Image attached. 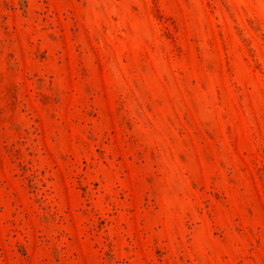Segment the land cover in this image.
<instances>
[{
  "label": "rangeland",
  "instance_id": "374dc122",
  "mask_svg": "<svg viewBox=\"0 0 264 264\" xmlns=\"http://www.w3.org/2000/svg\"><path fill=\"white\" fill-rule=\"evenodd\" d=\"M0 264H264V0H0Z\"/></svg>",
  "mask_w": 264,
  "mask_h": 264
}]
</instances>
